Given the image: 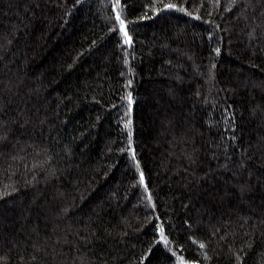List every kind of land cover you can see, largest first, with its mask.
<instances>
[{"label": "trees", "instance_id": "obj_1", "mask_svg": "<svg viewBox=\"0 0 264 264\" xmlns=\"http://www.w3.org/2000/svg\"><path fill=\"white\" fill-rule=\"evenodd\" d=\"M0 264H264V0H0Z\"/></svg>", "mask_w": 264, "mask_h": 264}, {"label": "snow or ice", "instance_id": "obj_2", "mask_svg": "<svg viewBox=\"0 0 264 264\" xmlns=\"http://www.w3.org/2000/svg\"><path fill=\"white\" fill-rule=\"evenodd\" d=\"M170 6V5H169ZM121 24H123V21H121ZM125 36H127V33L125 32ZM141 179H143V176L141 174Z\"/></svg>", "mask_w": 264, "mask_h": 264}]
</instances>
